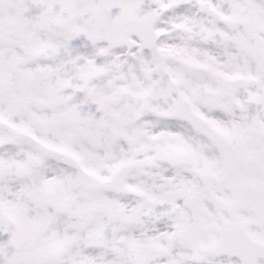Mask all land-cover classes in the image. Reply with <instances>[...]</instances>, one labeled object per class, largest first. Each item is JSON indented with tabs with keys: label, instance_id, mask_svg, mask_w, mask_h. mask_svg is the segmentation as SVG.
I'll return each mask as SVG.
<instances>
[{
	"label": "snow or ice",
	"instance_id": "obj_1",
	"mask_svg": "<svg viewBox=\"0 0 264 264\" xmlns=\"http://www.w3.org/2000/svg\"><path fill=\"white\" fill-rule=\"evenodd\" d=\"M0 264H264V0H0Z\"/></svg>",
	"mask_w": 264,
	"mask_h": 264
}]
</instances>
